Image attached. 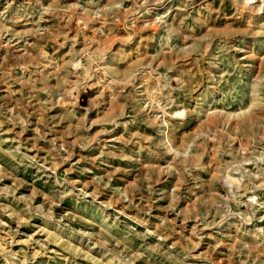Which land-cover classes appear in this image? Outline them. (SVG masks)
Returning <instances> with one entry per match:
<instances>
[{
    "label": "rangeland",
    "instance_id": "obj_1",
    "mask_svg": "<svg viewBox=\"0 0 264 264\" xmlns=\"http://www.w3.org/2000/svg\"><path fill=\"white\" fill-rule=\"evenodd\" d=\"M0 264H264V0H0Z\"/></svg>",
    "mask_w": 264,
    "mask_h": 264
}]
</instances>
